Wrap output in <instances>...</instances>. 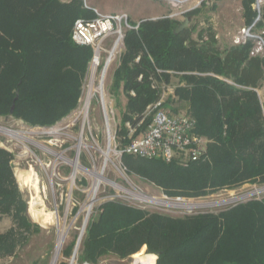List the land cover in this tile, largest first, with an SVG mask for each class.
Instances as JSON below:
<instances>
[{
  "label": "trees",
  "instance_id": "1",
  "mask_svg": "<svg viewBox=\"0 0 264 264\" xmlns=\"http://www.w3.org/2000/svg\"><path fill=\"white\" fill-rule=\"evenodd\" d=\"M83 2L0 0V116L30 127H50L78 107L93 48L73 41L71 32L77 18L95 16ZM254 2L242 0L247 26L257 16ZM199 11L197 7L186 14ZM128 22L137 27L123 28L108 85L112 99L120 86L126 98L117 135L126 136L125 122L135 125L145 108L171 87L165 106L194 117L196 132L208 141L203 156L184 163L123 154L127 173L174 199L200 198L245 183L264 185V113L257 93L264 80V51L251 54L255 40L221 47L210 30L199 31L197 38L191 35L192 27L175 34L180 21L171 16ZM262 28L264 0L253 29ZM12 156L0 147V219L9 216L13 222L0 232V257L14 255L31 234L42 230L27 213L10 165ZM75 239L67 253L62 250L63 256L69 257ZM142 245L156 255V264H264V195L183 215L105 201L88 219L78 260H121Z\"/></svg>",
  "mask_w": 264,
  "mask_h": 264
},
{
  "label": "rangeland",
  "instance_id": "2",
  "mask_svg": "<svg viewBox=\"0 0 264 264\" xmlns=\"http://www.w3.org/2000/svg\"><path fill=\"white\" fill-rule=\"evenodd\" d=\"M83 1L84 6L95 8L101 15L123 13L128 16V21L133 22H138L145 18H160L164 16L175 17L182 22L184 18L188 16L190 20L186 28H193L191 33L192 37L197 38V33L201 30L204 33L208 30L213 31L221 47L236 43L235 41L241 36L242 28L247 27L242 17L241 0H204L203 2L205 3L203 5L202 2L195 5L194 2L189 0H185L181 3H177L176 1L172 2L170 0H143L141 2L132 3L134 5L132 9L130 5H126V3L121 0ZM195 6L200 7V11L192 15H187L186 13ZM254 7L255 4L253 5V8ZM251 33L253 35H259L264 39V28L259 30L252 29ZM254 40L257 44L258 39ZM112 44L113 40L111 37H108L103 43L104 47L107 48H110ZM117 51L106 72V88L111 82V77L120 55V48H118ZM107 55L108 53L106 52L101 55L102 64L98 67L96 74L97 78L102 71ZM96 84L97 82L95 81V85ZM88 86L89 80L86 84L79 109L84 104ZM263 87L264 80L260 88L257 89L264 113ZM169 90H172V88L168 87L167 91ZM118 93V97L113 98L115 112L113 122L111 123L112 129L114 128V123L118 126L121 124L122 115L126 106V98L123 94L122 86L119 87ZM91 104L92 106L86 117V123H89L86 124L85 134L89 136V129H91L93 134L98 137L101 143V149L104 150L105 132L102 113L95 99L92 100ZM73 112L74 111L52 126L54 128H60L61 130L59 133H51V126L30 127L20 119H15L11 116H0V126L20 131L24 136L30 138L29 140L19 139V141L18 138L15 139L0 132V147L5 148L13 154L10 165L22 194V198L27 202V213L30 219L38 223L42 228L39 233L31 234L26 244L19 247L14 255L0 257V264H51L58 241L59 231L63 230L66 232L65 238L55 264L59 261H66L67 264H69L76 239L81 232L86 216L88 215L89 219L91 215L93 216L96 214L98 207L102 203L113 198L150 210L171 215H183L206 210L216 211L222 207L252 197L259 198L264 195L263 190L257 194L245 196L255 189H260L264 186L245 183L233 189L223 188L200 198H169L154 184L142 180L134 174H128L124 162H122V160L119 162L115 159L114 155H109L112 161L109 160L107 164H105L104 155L101 154L100 151L91 147H88V149L82 147L78 155V162L82 166L99 171L103 164H105L103 167V175L125 188V190L118 189L107 181H102L96 192L95 199L92 200L90 188L93 182V176L84 169H79L74 180H72L70 177L72 165L59 158L60 154L70 159H74L76 156L77 148L75 147L77 141L73 136H76L80 132L79 129L82 125L83 115L77 117ZM76 117L78 119L75 121V124L73 126L70 125L67 129L66 126L76 119ZM87 127L90 128L87 129ZM62 129H65L69 136L60 134L63 131ZM85 134L84 138L86 136ZM85 141L87 144L91 143L90 138L89 140L85 138ZM114 164H117L122 172L117 170ZM33 176L36 177L37 182H32L30 178ZM131 191H140L146 195L158 198L159 200L173 201L175 203H180V205H178L179 207L168 206L141 201L136 199L131 194ZM86 203L91 204L90 209H86ZM53 212L54 214L56 213L57 221L51 219V214H53ZM12 225L13 222L9 216H2L0 219V232H5ZM85 228L82 237L85 233ZM74 239L75 243L69 257L63 256L62 250L65 248L67 253L69 251L68 245ZM81 243L82 238L75 254L74 264H81V261L78 260V255L82 253ZM141 249H144V252L140 255L144 254L148 260L152 259L154 261L153 263L156 264V255L147 252L146 245H142L137 252L124 258V263L134 264L139 258L135 254ZM101 260L108 261V264H123L115 260L113 256L103 257ZM144 262L146 263L147 261ZM151 263L150 261L147 264Z\"/></svg>",
  "mask_w": 264,
  "mask_h": 264
},
{
  "label": "built area",
  "instance_id": "3",
  "mask_svg": "<svg viewBox=\"0 0 264 264\" xmlns=\"http://www.w3.org/2000/svg\"><path fill=\"white\" fill-rule=\"evenodd\" d=\"M262 1L263 0H255L253 5L255 4L254 9L255 11H257V16L251 25H248L246 28H242L241 36L238 38V40L235 41L236 43H240L244 42L248 38L258 39V42L252 49L251 54H256L264 51V39L259 35H253L251 33L255 22L259 19L260 5ZM91 9L95 12V16L90 19L77 18L74 21L71 32V37L73 41L78 44L90 45L93 48V56L91 59L86 80V84L89 80V86L90 84L92 85L90 96L88 98L87 92L83 106L79 109L82 101L81 99L78 107L73 112L74 115H77V117L83 115L82 125L79 129L80 132L76 136H73V138L77 141L76 148L79 144L74 159L78 161V155L82 147L85 149L91 147L100 151L104 155L105 164L109 160L112 161L109 157V155L111 154L114 155L115 159H117L119 162L123 154L147 159L159 158L164 161L176 159L181 163L187 162L189 160H195L203 156L206 150V145L208 141L207 138L196 132V120L194 117L187 114L186 111L173 113L168 107L165 106L164 102L165 97L167 96V90H165L156 101L149 104L145 108V110L141 113L140 119L135 125L132 124L129 120L125 122V126L127 128L126 136L119 137L117 135V124L114 123V128H111V123L113 122L115 110L113 99L108 94V86L107 88L105 87L106 66L104 67V65L107 64V58L104 62L102 71L100 72L98 78L96 77L98 67H100V64H102L101 55L105 52L109 53V47H104L103 43L108 37L112 38L113 44L115 43V41H121L123 37V28H136L137 25L133 26L129 24L128 16L126 14L120 13L101 15L97 12L95 8ZM94 66L95 71H93ZM95 81L97 82L96 85ZM131 94H134L133 91H131ZM93 99L98 102V106L100 107L102 113L105 132L104 150L101 149V143L98 140V137L93 134L91 129H89V136L85 134L86 124L89 123H86V117L88 116L89 110L92 106L91 102ZM149 116L151 117L150 121L146 124L143 129H141L140 125L142 124L143 120H145ZM77 117L66 126L67 129L70 127V125L73 126L75 124V121L78 119ZM52 126L50 128L51 133L60 132V128H54ZM88 128L90 127H87V129ZM62 130L63 131L60 134L69 136L65 129ZM84 134L86 135V140H89L90 138V144H87V142L85 141ZM63 157L69 160H73L63 154L59 155V158L62 161L67 162L66 160H63ZM114 165L120 172H122L117 166V164ZM81 167L84 166L81 165ZM105 178L106 181L114 187L119 186L115 181L108 179L107 177ZM135 192L142 194L146 197H153L146 195L140 191ZM135 198L138 199L137 197ZM94 199L95 196L92 197V200ZM110 200H115V198ZM141 201L150 202L149 200ZM71 259L72 256L69 262L71 261ZM74 261L75 255L72 260V264H74ZM81 264L91 263L88 261H82ZM96 264L108 263L104 260H100Z\"/></svg>",
  "mask_w": 264,
  "mask_h": 264
},
{
  "label": "bare ground",
  "instance_id": "4",
  "mask_svg": "<svg viewBox=\"0 0 264 264\" xmlns=\"http://www.w3.org/2000/svg\"><path fill=\"white\" fill-rule=\"evenodd\" d=\"M170 1H176L177 3H181V2H184L185 0H170ZM119 44H120V41L117 42V43H114L109 49V53L107 55V64H106V70L105 72H107L111 62L113 61V58L115 57L116 53L118 52V48H119ZM93 71H95V66L93 68ZM91 88H92V85L90 84L89 86V90H88V98L90 96V91H91ZM0 132H3L4 134L8 135V136H11L13 138H18L21 139V140H29L30 138L29 137H26L22 134V132L20 131H17V130H13V129H10V128H7V127H4V126H0ZM12 139V138H11ZM20 141V140H19ZM75 145V144H74ZM28 147V146H27ZM79 147V144L77 145V148ZM76 148V147H75ZM29 149V148H28ZM32 151V150H31ZM102 154V153H101ZM59 155V154H57ZM63 160H66L69 164L72 165V173H71V179L73 180V178L75 177L76 173L78 172L79 169H84L85 171H87L91 176H93V182H92V185H91V188H90V196H91V199L93 196L96 195V192L98 190V187L100 185V183L102 181H106V178L104 177L103 175V167L105 164H103V166L101 167V169L98 171V170H94V169H88V168H84V167H81L80 163L76 160V159H73V160H69L65 157H63ZM107 164V163H106ZM118 170V169H117ZM29 179V178H28ZM30 179H32V182H37V179L36 177H31ZM118 189H122V190H125V188L121 185L117 186ZM264 190V187L260 188V189H255L254 191L250 192L249 194L245 195V196H249V195H254V194H257L259 193L260 191H263ZM131 193L137 197L138 199L140 200H149L150 202L154 203V204H164V205H168V206H178L180 205V203H175L173 201H166V200H163V199H156V198H153V197H146L142 194H139L135 191H131ZM89 196V195H88ZM163 200V201H162ZM230 201V200H229ZM225 203V202H224ZM87 204V203H86ZM85 205V204H84ZM86 209H90L91 208V204H87L86 205ZM179 207V206H178ZM51 219L54 220V221H57V216H56V213L54 214H51ZM65 230L63 231H59V236H58V241H57V245H56V249H55V253H54V256H53V259L51 261V264H54L55 262V258L58 254V252L60 251V248L62 247V244L64 242V238H65ZM82 238V237H81ZM81 241V240H80Z\"/></svg>",
  "mask_w": 264,
  "mask_h": 264
},
{
  "label": "water",
  "instance_id": "5",
  "mask_svg": "<svg viewBox=\"0 0 264 264\" xmlns=\"http://www.w3.org/2000/svg\"><path fill=\"white\" fill-rule=\"evenodd\" d=\"M189 20H190L189 17L186 16V17L184 18V20H183L182 22H180V23L176 26V28L174 29V33L177 34V33H179L180 31H182L184 28H186V27L188 26ZM115 43H117V41H115ZM105 66H106V64L104 65V67H105ZM263 90H264V87H263ZM17 98H18V90H16V92H15V97H14V99H13V101H12V105H11L10 110H9L10 114H12V112H13V110H14V107H15V101L17 100ZM263 187H264V186H263ZM87 219H88V215L86 216V218H85V220H84V223H83V227H82V229H81V232L79 233V235H78V237H77V239H76V243H75L74 251H73V254H72V259H71V261L69 262V264H72V260H73V258H74V255H75V253L77 252V248H78V246H79V243H80V240H81L82 234H83V232H84V228H85V226H86ZM58 254H59V252H58ZM58 254H57L56 258H55V262H54V264H55L56 261H57Z\"/></svg>",
  "mask_w": 264,
  "mask_h": 264
},
{
  "label": "crops",
  "instance_id": "6",
  "mask_svg": "<svg viewBox=\"0 0 264 264\" xmlns=\"http://www.w3.org/2000/svg\"><path fill=\"white\" fill-rule=\"evenodd\" d=\"M122 2H124V3H126V5H130L131 6V9H132V6H134L132 3H135V2H141V1H143V0H121ZM189 1H191V2H194V4L195 5H197V4H199L200 2H202V1H204V0H189ZM241 4H242V0H241ZM90 8V7H89ZM193 8V7H192ZM194 8H197L196 6L194 7ZM193 8V9H194ZM130 9V10H131ZM242 17H243V8H242ZM145 19H156V18H145ZM144 20V19H143ZM243 20H244V17H243ZM140 21H142V20H140ZM140 21H138V22H136V23H139ZM244 24H245V22H244ZM168 89V88H167ZM173 93V89L172 90H169V91H167L166 92V95H169V94H172ZM147 256V255H146ZM137 257H139L138 258V260H136L135 261V263L134 264H147L148 262H150L151 261V259L150 260H148V258H146L145 256H144V254L143 255H140V256H137ZM148 257V256H147ZM149 257H152V256H149ZM115 260H117L118 262H121V263H124V260L123 259H115ZM144 261H147L146 263L144 262ZM106 262H108V261H106Z\"/></svg>",
  "mask_w": 264,
  "mask_h": 264
}]
</instances>
